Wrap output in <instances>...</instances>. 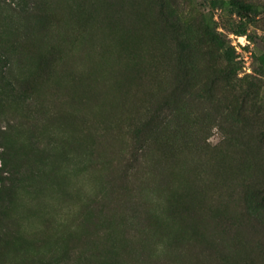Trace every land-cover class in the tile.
Wrapping results in <instances>:
<instances>
[{"label":"rangeland","instance_id":"1","mask_svg":"<svg viewBox=\"0 0 264 264\" xmlns=\"http://www.w3.org/2000/svg\"><path fill=\"white\" fill-rule=\"evenodd\" d=\"M0 264H264V0H0Z\"/></svg>","mask_w":264,"mask_h":264},{"label":"trees","instance_id":"2","mask_svg":"<svg viewBox=\"0 0 264 264\" xmlns=\"http://www.w3.org/2000/svg\"><path fill=\"white\" fill-rule=\"evenodd\" d=\"M244 7H249V5H245Z\"/></svg>","mask_w":264,"mask_h":264}]
</instances>
